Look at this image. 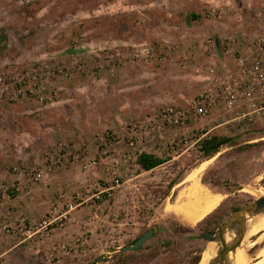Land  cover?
<instances>
[{"label": "rangeland", "instance_id": "374dc122", "mask_svg": "<svg viewBox=\"0 0 264 264\" xmlns=\"http://www.w3.org/2000/svg\"><path fill=\"white\" fill-rule=\"evenodd\" d=\"M262 39L264 0H0V264H199L203 234L264 194V84L244 93ZM211 134L235 142L205 159ZM193 178L224 198L192 226L168 206Z\"/></svg>", "mask_w": 264, "mask_h": 264}, {"label": "water", "instance_id": "95a60500", "mask_svg": "<svg viewBox=\"0 0 264 264\" xmlns=\"http://www.w3.org/2000/svg\"><path fill=\"white\" fill-rule=\"evenodd\" d=\"M264 215V194L233 210L214 232L203 234L209 242L217 244V251L208 264H234L235 255L258 219ZM155 234V228L147 229L132 244L121 251L140 249Z\"/></svg>", "mask_w": 264, "mask_h": 264}, {"label": "bare ground", "instance_id": "6f19581e", "mask_svg": "<svg viewBox=\"0 0 264 264\" xmlns=\"http://www.w3.org/2000/svg\"><path fill=\"white\" fill-rule=\"evenodd\" d=\"M197 179L193 178V182L190 184V187L188 186L189 187L188 190L185 188L186 192L184 191L180 194V196L183 197L184 199L181 203H178L179 202L178 201L177 202L178 204L176 205L169 204L170 206H168V209L174 210L177 214L181 216V218L186 223L192 226L197 224L199 221L204 219L208 214L213 212L224 198L222 194L212 193L213 191L211 192ZM180 200H182V198ZM261 230H263V235H264V215L261 216L256 222V224L251 228L250 234H253L254 232ZM263 235L262 237H264ZM216 251H217V244L214 242H208L199 264H208L210 259L215 255ZM234 264H248L247 255L243 249H240L236 252ZM256 264H264V259H262L260 262Z\"/></svg>", "mask_w": 264, "mask_h": 264}, {"label": "built area", "instance_id": "2783aa9c", "mask_svg": "<svg viewBox=\"0 0 264 264\" xmlns=\"http://www.w3.org/2000/svg\"><path fill=\"white\" fill-rule=\"evenodd\" d=\"M260 45L262 46V48H264V39L261 40L260 42ZM257 59V58H256ZM253 72L255 74V78L257 79V82H256V85H255V80H253L254 82H249V86L247 87V89L245 90V95L246 96H251L253 91L256 89V86L260 85L262 86L264 84V53H263V56L262 58L260 59H257L253 65ZM239 85V82H235L234 84V89L232 90H229L228 93L230 95V98H229V103H233L234 102V99H236L237 97V86ZM210 99V96L207 94L206 96H203V98H201L199 100V103L195 106V110L198 114H205L207 112V107L206 105L208 103ZM163 120H166V121H169L170 123H174V124H179L181 122H183L184 120V112H182L181 110H177L175 109L174 107H171L169 108L168 110H166L165 114H163ZM40 177V175H39ZM120 185V180L119 179H116L115 180V184L114 185H111V186H104V189L102 191H99V192H96L94 194V197H96L97 199L101 198V193L104 192V191H109L111 188H114L115 186H118ZM77 198H84V197H77ZM84 200L88 201V198L85 197ZM74 208V205L73 204H70V209H73ZM66 214H63L65 217H66ZM56 221V220H54ZM54 221L50 222V223H53ZM48 227V226H46Z\"/></svg>", "mask_w": 264, "mask_h": 264}, {"label": "trees", "instance_id": "16d2710c", "mask_svg": "<svg viewBox=\"0 0 264 264\" xmlns=\"http://www.w3.org/2000/svg\"><path fill=\"white\" fill-rule=\"evenodd\" d=\"M233 142H235L234 137L211 134L205 136L200 145L199 150L203 158L207 159L217 154L222 147H225ZM167 160V158L158 156L157 154L151 152H141L138 155L137 163L141 166L143 170L150 171L164 164Z\"/></svg>", "mask_w": 264, "mask_h": 264}, {"label": "crops", "instance_id": "0c3cea01", "mask_svg": "<svg viewBox=\"0 0 264 264\" xmlns=\"http://www.w3.org/2000/svg\"><path fill=\"white\" fill-rule=\"evenodd\" d=\"M72 177H74V176H72ZM72 182H73V180H72Z\"/></svg>", "mask_w": 264, "mask_h": 264}]
</instances>
